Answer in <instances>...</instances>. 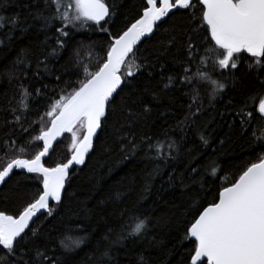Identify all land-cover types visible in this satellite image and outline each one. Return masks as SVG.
Returning <instances> with one entry per match:
<instances>
[{
	"label": "trees",
	"instance_id": "obj_1",
	"mask_svg": "<svg viewBox=\"0 0 264 264\" xmlns=\"http://www.w3.org/2000/svg\"><path fill=\"white\" fill-rule=\"evenodd\" d=\"M104 2L110 16L100 25L89 22L60 37L65 41L61 49L55 31L60 21L45 27L41 18L55 12L49 0H0V17L6 18L0 28V170L12 159L31 158L42 149L35 137L42 127H49L45 113L50 106L79 86L83 65L92 72L98 69L112 37L140 18L146 4V0ZM199 16V5L195 12L176 10L141 42L138 57L146 58L147 67L118 89L112 104L115 114H109L100 128L85 163L70 174L62 203H52V214L35 220L40 228L35 244L49 256L54 253L60 264H141V257L143 264H190L193 244L185 239V229L195 215L194 204L206 207L223 187L264 157V117L258 112L264 98V69L249 70L252 58L245 53L238 70L223 75L215 71ZM190 38L199 46L195 60L188 51ZM139 58L130 56L128 63L138 64ZM202 61V75L192 84L183 82L185 69L195 76ZM170 76L174 82L164 89ZM210 76L225 85L215 98ZM194 85L199 89L195 103ZM22 99L27 109L21 106ZM74 131L84 135L78 127ZM129 134L137 144L147 137L150 143L174 140L179 151L167 161L150 158L155 152H148L146 144L132 154L131 145L122 139ZM72 143V133L65 135L45 166L67 162ZM41 186L36 174L14 171L0 187V211L17 215L38 196ZM137 217H148L146 234L114 243L118 234L131 231ZM66 237H83V242L64 251L60 241ZM0 257V264H17L18 259L20 264H31L33 244L21 246L15 256L0 246Z\"/></svg>",
	"mask_w": 264,
	"mask_h": 264
},
{
	"label": "snow or ice",
	"instance_id": "obj_2",
	"mask_svg": "<svg viewBox=\"0 0 264 264\" xmlns=\"http://www.w3.org/2000/svg\"><path fill=\"white\" fill-rule=\"evenodd\" d=\"M49 2L55 6V12L51 17L41 18L45 27L50 26L52 20L60 21L55 31L58 33L56 43L61 49L65 47V41L60 37H68L72 29L83 28L89 22L100 25L101 21L110 16L109 7L104 0ZM197 5L200 10L199 29L208 38L211 46L208 51L212 53V68L215 71H221L223 75L224 72L231 74L232 70H238L242 54L245 53L252 58L249 70L264 69V0H146L140 18L131 23L122 34L112 37L106 58L99 63L98 69L92 72L87 65H83L84 79L78 82L79 86L74 87L69 95L61 96L45 113L50 118V127H42L35 137L36 141L43 142L42 149L31 158L12 159L0 170V183L5 182V178L14 170L24 169L27 173L36 174L42 185L38 196L17 215L0 211V246L9 255L15 256L18 248L31 242L34 250L31 264H60L54 253L49 256L47 250H42L35 244L33 238L39 235L40 228L34 218L44 211L51 215L50 202L54 201L57 205L62 203L70 169L74 165L85 163L97 130L106 123L109 114H115L112 107L114 94H117L122 85L137 79V73L147 67L146 58L138 57V46L142 39L151 35L174 9H192L195 12ZM5 19L0 17V28L4 26ZM10 22L15 24L16 19L12 18ZM198 47L190 38L188 51L192 60L197 58ZM130 56L139 58L140 63H128ZM77 64H82V61L77 59ZM204 71L203 61L195 76H190L189 69L186 68L183 82L192 84L195 77L201 76ZM168 81L164 89L171 87L173 77H168ZM209 82L213 86L211 95L215 98L224 90L225 85L215 76H210ZM192 91L195 103L199 99V89L194 85ZM28 95L30 94L25 90L24 97ZM21 106L27 109L24 99L21 100ZM144 111L148 112L149 109L145 107ZM258 112L264 117V98L259 100ZM129 115L136 117L138 114ZM246 115L249 119L252 118L251 112ZM16 119L19 120V117ZM41 121H44V117H41ZM77 127L85 133L82 138L74 131ZM64 132L72 133L71 158L67 162L46 167L44 158L49 156L53 141ZM122 139H127L132 154L146 144L148 152H155L150 157L152 159H175L173 153L179 151L174 140L150 143L151 138L147 137L141 139V144H137L134 134ZM201 140L207 144L203 136ZM192 171L196 172L197 169L193 168ZM211 172L215 174V167ZM194 206L195 215L190 227L185 229V239L193 244L189 255L190 264H264V158L247 167L230 186L223 187L218 198L206 207ZM147 229L148 217H137L131 231L126 235L123 232L118 234L114 243L130 237L141 238ZM82 242L83 237H66L61 239L60 246L64 251H72ZM103 255L107 256L108 252L105 251ZM140 261L143 264V257ZM17 264H20L19 259ZM23 264L29 262L23 261Z\"/></svg>",
	"mask_w": 264,
	"mask_h": 264
},
{
	"label": "water",
	"instance_id": "obj_3",
	"mask_svg": "<svg viewBox=\"0 0 264 264\" xmlns=\"http://www.w3.org/2000/svg\"><path fill=\"white\" fill-rule=\"evenodd\" d=\"M176 10H181V9H174V10L172 11V13H173L174 11H176ZM172 13H170V14H172ZM170 14H169V15H170ZM141 15H142V14H141ZM107 18H108V17H106L105 20H106ZM165 19H166V18H165ZM165 19H164V20H165ZM105 20H104V21H105ZM164 20H163V21H164ZM163 21H162V22H163ZM101 22H103V21H101ZM129 27H130V26H129ZM153 33H154V32H153ZM153 33H152L151 35H149V36L143 38L142 41L151 38L152 35H153ZM114 96H115V94H114ZM49 127H50V124H49ZM99 130H100V129L97 130V135H98V133H99ZM69 133H71V132H64V133H62L60 136H58V137L56 138V140L53 141V147H52V149H50V153L52 152L54 146H55L56 144H58L59 142H61V140L63 139V137H64L65 135L69 134ZM84 134H85V133H84ZM97 135L93 138V145H94V142H95V140H96V138H97ZM39 143H40V144L42 145V147H43V142H42V141H39ZM92 150H93V147H92V149L89 151V153L87 154V156L85 157V161H86V158L91 154ZM71 155H72V154H71ZM71 155H70V158H71ZM47 158H48V156L44 158V161H45ZM70 158H69V159H70ZM263 158H264V157H263ZM81 166H82V165H74L73 168L70 169V171H69V176H70V174H71L75 169H79ZM14 171H21V172L26 173V174H33V173H27V171L24 170V169H17V170H14ZM12 174H13V173H12ZM12 174H10V176H11ZM10 176H9V177H10ZM9 177H6V178H5V182L7 181V179H8ZM5 182L0 183V187H1ZM41 188H42V186H41ZM62 196H63V195H62ZM52 203H55V202H54V201L50 202V205H51ZM46 214H47V212L44 211L43 214H38V216H37L36 218H34V220H36V219H38L39 217L44 216V215H46Z\"/></svg>",
	"mask_w": 264,
	"mask_h": 264
}]
</instances>
